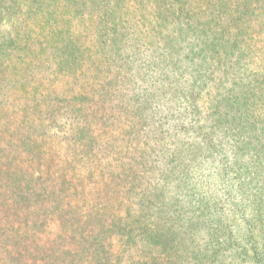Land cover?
<instances>
[{
    "label": "trees",
    "instance_id": "obj_1",
    "mask_svg": "<svg viewBox=\"0 0 264 264\" xmlns=\"http://www.w3.org/2000/svg\"><path fill=\"white\" fill-rule=\"evenodd\" d=\"M257 27L264 0H0V264H264Z\"/></svg>",
    "mask_w": 264,
    "mask_h": 264
},
{
    "label": "rangeland",
    "instance_id": "obj_2",
    "mask_svg": "<svg viewBox=\"0 0 264 264\" xmlns=\"http://www.w3.org/2000/svg\"><path fill=\"white\" fill-rule=\"evenodd\" d=\"M86 16V11H85ZM73 24H75L77 27L74 29V33L79 36V34H87L91 32L93 29L89 18L85 17V19L82 22H78L77 20H74ZM254 49L258 50V53L256 56L252 57L251 63H247V67L250 69H255L258 65L261 64L260 57H262V48L264 46V33L261 32V29L257 27L256 31L254 32ZM211 88V87H210ZM213 91V90H212ZM216 92V91H215ZM211 93V90L209 91ZM207 113V112H205ZM204 120L207 121V119L204 118Z\"/></svg>",
    "mask_w": 264,
    "mask_h": 264
}]
</instances>
